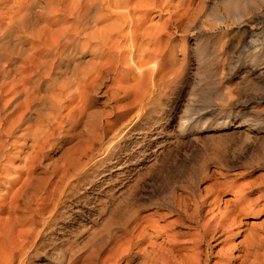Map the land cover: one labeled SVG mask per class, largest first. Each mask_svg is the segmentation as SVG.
<instances>
[{
  "label": "bare ground",
  "instance_id": "bare-ground-1",
  "mask_svg": "<svg viewBox=\"0 0 264 264\" xmlns=\"http://www.w3.org/2000/svg\"><path fill=\"white\" fill-rule=\"evenodd\" d=\"M0 5L4 7L0 13V178L8 176L0 184V264H34L35 255L46 251L47 230L62 216L59 202L82 175L87 164L83 159L91 160V150L79 147L72 162L54 166L49 176L39 177L32 165L39 164L38 153L64 125L66 133L72 131L77 141L84 136L87 143L111 134L103 157L114 152L127 133L141 125L148 109L161 105L160 85L178 72L172 36L195 24L201 5L197 0H0ZM154 11L167 18L144 28L147 14ZM7 85L13 97L1 104ZM104 87L115 110L109 113L108 127V122L87 111L84 100ZM24 148L32 156H26L21 167H13L12 161ZM9 170L16 175L9 176ZM222 176L212 182L213 192L226 185L232 195L228 199L218 194L211 203L207 194L200 199L192 193L176 195L179 224L185 218L196 226L186 240L191 250L180 251V242L171 235L170 249L162 250V244L156 245L147 232L154 227L144 226L143 216L134 215L103 243L67 255L66 264H211L205 253L220 243L221 233L243 229L247 216L257 217L264 206L263 175L239 186ZM207 204L215 205L209 211L216 213L203 222L200 213ZM248 231L245 242L227 246L224 263H212L264 264V232Z\"/></svg>",
  "mask_w": 264,
  "mask_h": 264
},
{
  "label": "rangeland",
  "instance_id": "rangeland-1",
  "mask_svg": "<svg viewBox=\"0 0 264 264\" xmlns=\"http://www.w3.org/2000/svg\"><path fill=\"white\" fill-rule=\"evenodd\" d=\"M197 1L201 12L195 24L172 36L178 72L160 85L157 99L161 105L150 107L141 125L129 131L114 152L103 157L105 140L111 134L87 143L83 135L75 140L73 132L66 133L68 127L62 125L64 129L38 153L39 164L32 165L39 177L49 176L54 166L72 162L79 147L91 150V160L83 159L87 164L82 175L59 202L62 216L47 230L46 251L35 255L34 264H66L67 255L103 243L134 215L143 216L144 226L154 227L147 232L156 245L162 244V250L170 249L171 236L180 242V251L191 250L186 240L196 226L185 218L180 225L176 195L192 193L200 199L207 194L213 203L218 194L224 199L232 196L226 185L213 192L212 182L219 175L230 177L236 186L264 176V0ZM3 9L0 5V13ZM157 14L149 12L143 27L158 26L167 18ZM107 90L104 87L84 100L87 111L108 122V127L109 113L115 110ZM12 97L7 85L1 104ZM195 116L194 123L187 121ZM29 151L24 148L19 159L12 161L13 167H21L22 160L32 156ZM8 173L16 175L12 170ZM6 179L3 175L0 184ZM209 207L214 210L215 205L207 204L201 211L203 222L216 213ZM246 222L243 229H231L230 234L239 231L238 235L221 233L220 243L205 253L211 264L224 263L227 246L245 242L248 230L264 232V206L262 213L247 216ZM232 253H238L236 247Z\"/></svg>",
  "mask_w": 264,
  "mask_h": 264
}]
</instances>
